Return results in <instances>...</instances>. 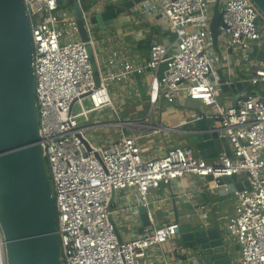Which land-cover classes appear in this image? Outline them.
<instances>
[{
  "label": "built area",
  "instance_id": "2783aa9c",
  "mask_svg": "<svg viewBox=\"0 0 264 264\" xmlns=\"http://www.w3.org/2000/svg\"><path fill=\"white\" fill-rule=\"evenodd\" d=\"M123 1L22 0L33 45L38 134L62 264H137L148 250L179 239V224L171 222L122 240L107 210L112 195L134 190L138 204L148 210L150 189L170 186L186 175L218 179L241 174L249 181L250 191L217 181L210 182L208 190L235 200L234 215L223 228V235L239 245L235 264H264V89L256 94L241 91L235 106L219 104L220 84L213 69L209 31L212 8L219 3V35L227 38L225 52H233L250 69L245 80L248 86H260L264 64L255 59L264 38L260 13L250 0H144L127 11L141 13L149 24L155 21L175 36L174 42L169 46L153 42L142 63L111 51L102 58L105 66L94 74L89 47L95 46V27L90 19L98 14V7L117 9ZM84 7L93 10L87 13ZM77 10L87 42L79 34ZM161 66H165L162 74ZM146 73L150 74L148 112L139 118H121L119 85ZM180 94L209 108L196 119L218 122L230 157L209 164L187 148H168L148 160L142 157L139 140L168 129L152 124L155 108L162 101L173 105ZM83 96L89 97L92 107L74 112ZM106 109L110 110L106 120L94 125L79 123L81 118L88 122L90 113ZM98 128L115 133L98 144L87 134ZM172 249L178 258H185L184 264H204L181 250L180 242L179 246L173 243ZM0 264H6L1 230Z\"/></svg>",
  "mask_w": 264,
  "mask_h": 264
},
{
  "label": "water",
  "instance_id": "95a60500",
  "mask_svg": "<svg viewBox=\"0 0 264 264\" xmlns=\"http://www.w3.org/2000/svg\"><path fill=\"white\" fill-rule=\"evenodd\" d=\"M143 1L124 0L117 9L106 5L90 22L95 28L104 30L107 21ZM250 1L264 16V0ZM68 2L72 4L73 0ZM76 14L81 40L87 42L78 10ZM221 24V11L216 4L209 24L213 45ZM255 59L264 64V38ZM32 61L33 45L22 0H0V230L6 264H62L52 190L38 134ZM217 76L220 91L232 95L231 106H235L240 91L244 86L247 88L248 83L226 77L221 71H217ZM135 77L140 79L138 75ZM138 86L144 95L140 81ZM261 87L264 89V83ZM188 135L197 155L204 160L231 156L229 144L220 137V129L210 119L193 120ZM83 143L88 147L85 141ZM205 179L220 185H233L239 191L251 190L244 174ZM113 198L112 195L107 206L109 212ZM137 211L143 225L148 226L146 207L139 205ZM175 219L184 226V218H179L176 211ZM110 221L113 223L111 216ZM191 226V230L180 234L181 250L204 264H231L219 223L196 222Z\"/></svg>",
  "mask_w": 264,
  "mask_h": 264
},
{
  "label": "crops",
  "instance_id": "0c3cea01",
  "mask_svg": "<svg viewBox=\"0 0 264 264\" xmlns=\"http://www.w3.org/2000/svg\"><path fill=\"white\" fill-rule=\"evenodd\" d=\"M213 8H215V5ZM122 16L126 15L123 14ZM116 19L112 20L109 25L106 24L102 39L99 42L95 41L97 46H94L93 50L89 47L94 74H97L98 68L102 67V58L111 51L120 52L134 63H142L147 59L150 45L153 42H159L166 46L173 43L171 42V34H168L155 21L151 24L145 22L143 15L136 16V21L139 22L140 26H135L128 20L125 22L123 18L117 19L119 20L118 24L112 26L113 21H116ZM226 43L227 38L220 35H218L214 45L211 41L212 54L215 60L213 63L214 72L217 74V71H221L224 76L244 83L250 74V69L233 52H225ZM164 68L165 66H161L160 74H162ZM139 77L140 79L137 80L135 76H132L129 81L119 85L117 89L120 97L117 104L121 107V110L124 109L122 114L128 111L135 114L136 117L134 118L145 116L149 110L147 92L150 74L146 73ZM138 81H140L144 90V95L140 92ZM248 87L253 94L262 93L263 90L261 85ZM241 91L248 90L244 86ZM232 98V95L220 91L218 102L223 106H231ZM136 104L143 107L138 106L135 108ZM208 111L209 108L200 101L190 100L182 97L181 94L179 100L173 105H168L162 101L155 108V119L151 122L154 125L160 124L168 129L155 136L139 140L138 145L142 157L145 160L159 157L168 148H187L197 155L189 140V125L200 114ZM212 123L219 128L216 120H212ZM221 157L219 156L218 159ZM209 183L206 179L186 175L183 179L172 181L170 186L162 185L159 189H150L148 193V226L143 225L137 211L139 201L134 190L115 194L111 205V217L116 225L119 237L122 240H130L140 236L145 229L176 222L175 211L179 218H184L183 222L186 225L184 224L183 227L185 231H189L190 225L199 221L208 222L212 225L219 223L223 231L226 223L234 215L235 200L230 195H220L217 192L211 194L208 190ZM202 206L204 209H200ZM181 233L182 229L180 227ZM225 241L229 249L230 263L235 264L239 258V245L234 238L225 237ZM179 242L180 239L173 241L178 246ZM173 243L167 242L148 250L143 258L137 260V264H184L185 258H178L177 252L175 253L172 249Z\"/></svg>",
  "mask_w": 264,
  "mask_h": 264
},
{
  "label": "rangeland",
  "instance_id": "374dc122",
  "mask_svg": "<svg viewBox=\"0 0 264 264\" xmlns=\"http://www.w3.org/2000/svg\"><path fill=\"white\" fill-rule=\"evenodd\" d=\"M217 6L219 8V3H217ZM84 9H85V12H87V13L93 10L92 7H84ZM103 10H104V7H98L97 8V12L98 13L100 11H103ZM125 12H127V13H125ZM125 12L123 14L126 15V16H122L123 14L122 15L120 14V15L117 16L118 17L117 19L123 18V20H125V22L128 20L129 22L131 21V23L134 24L135 26H140V24H138L139 22L137 23V21H136V16L137 17L138 16H142L141 13H139V15H138L136 13L132 14L131 11H125ZM117 19H116V21H113L112 26L113 25L116 26L118 24L119 20H117ZM259 19H260V25H261L262 33H263L264 32V16L261 15V18H259ZM141 20H142V17H141ZM103 33H104L103 30H99L98 28H95L94 31L92 32L95 41L99 42L102 39V37H103ZM95 46H97V45L95 44ZM90 48L93 50V47H90ZM222 95L224 96L223 93H222ZM138 106L143 107L142 105H137L135 108H137ZM91 107H92V104H91V101H90L89 97H85V98L82 99L80 105L76 104L73 107V110H74V112L79 113V112H81L82 108L88 110ZM122 111H124V109L121 110V118H134V117H136V116H134L135 115L134 113H130V112L126 111V112H123V114H122ZM109 112H110L109 109L102 110L100 112H92V113H90L88 115V118H89V121L88 122H85L84 119L81 118V119H79V121H80L79 123L81 125H83V124L84 125H87V124H89V125L97 124L98 122H102V121L106 120L105 119V117H106L105 114L107 116H109L107 114ZM114 119H115V117H114ZM113 133H115V130H106V131H104V130H101L100 128H98V129H92V130H89L87 132L88 136L91 137V138H93L94 140H96V142L98 144H102L107 139V137L113 135ZM189 140H190V138H189ZM216 159L218 160V158H215V159H210V160H205V161L207 163H209V164H212V163H214V162L217 161ZM44 164H46L45 163V160H44ZM199 222L200 223H208V222H203V221H199ZM180 227L182 229V232L185 231L184 230L185 228L183 226H180ZM191 227L192 226L190 225L189 230H191Z\"/></svg>",
  "mask_w": 264,
  "mask_h": 264
},
{
  "label": "trees",
  "instance_id": "16d2710c",
  "mask_svg": "<svg viewBox=\"0 0 264 264\" xmlns=\"http://www.w3.org/2000/svg\"><path fill=\"white\" fill-rule=\"evenodd\" d=\"M259 15H260V14H259ZM259 17L261 18V15H260ZM168 34H169V33H168ZM174 39H175V36L172 35V36H171V42H174ZM248 88H249V87H248ZM248 88H247V90H249ZM249 92H250V91H249Z\"/></svg>",
  "mask_w": 264,
  "mask_h": 264
}]
</instances>
